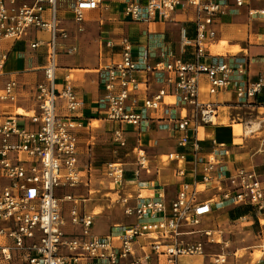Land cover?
Masks as SVG:
<instances>
[{"label":"built area","instance_id":"obj_1","mask_svg":"<svg viewBox=\"0 0 264 264\" xmlns=\"http://www.w3.org/2000/svg\"><path fill=\"white\" fill-rule=\"evenodd\" d=\"M126 1L129 20L152 21L158 16L171 20L182 10L195 24L194 38H188L182 29L180 54L169 44L139 46L125 36L108 41L107 47L119 50L121 59L102 66L100 72L103 106L107 118L116 123L112 142L128 147L129 137L136 140L132 149L136 178L150 166V152L141 143L146 122L160 112L159 120H167L177 134L176 145L183 151L169 153L166 159L174 164L175 177L180 179L175 182L176 197L168 202L165 190L159 187L149 194L138 190L135 197L125 198V214L134 221L98 236L92 232L95 214L81 212L78 198L68 194L64 200L72 203L71 220H66L55 189L83 183L79 140L73 131L77 126L74 113L82 102L70 75L58 86L59 55L70 33L60 24L58 0H0V101L15 100L20 85L11 77L1 88L2 77L11 74L5 71L11 50L2 42L27 41L32 51L47 47L32 108L0 120V172L9 180L0 187V264H81L84 259L87 264H145L153 254L164 255L167 264H178L181 256L207 255L206 247L214 242L222 247L213 264H225L229 250L224 242L216 241L214 230H185L184 222L197 226L216 209L251 206L255 222L264 225L260 174L254 167L226 164L216 141L209 144L204 135V128L216 123L220 107L202 93L211 96L235 88L238 104L246 105L264 90V74L250 77L247 60L233 57L228 61L209 51L217 35L214 25L228 2ZM102 3L75 0L72 20L80 31L87 12L100 9ZM244 4L245 0H236L237 6ZM260 14L264 15V6L251 11L252 16ZM187 46L195 48L193 61L182 59ZM76 49L64 50L70 54ZM59 99H64L62 107ZM125 173L122 162L108 164V176L115 184L124 181ZM211 187L219 194L200 197ZM131 199L135 204H129ZM69 224L80 232H67Z\"/></svg>","mask_w":264,"mask_h":264},{"label":"crops","instance_id":"obj_2","mask_svg":"<svg viewBox=\"0 0 264 264\" xmlns=\"http://www.w3.org/2000/svg\"><path fill=\"white\" fill-rule=\"evenodd\" d=\"M226 1L228 2V5L225 7V11L217 18V21L214 25L217 35L213 44L209 46V51L218 56H225L228 61L233 57L247 60L249 76L252 78H257L260 74H264V15L260 14L252 16L251 11L263 8L264 0H245V4L243 6H237L236 0ZM74 3L75 0H58L59 16L62 18L60 24L70 33V39L67 41L66 45L71 42V37L75 39L76 43H79V45L77 43L78 47L76 46L77 49L74 52L76 53L75 59H70L69 57L71 55L65 54L63 50L59 55L60 67L58 71V86L61 88L63 82L65 81V76L70 75L73 85L75 86L77 97L82 102L81 108L74 113L77 126L73 128V131L79 140V173L81 178L87 176L88 181L80 183L75 187L66 186L57 187L55 189L56 196L62 200L61 207L63 214L66 220L69 222L71 220L69 210L72 203L65 201L64 197L68 194H73L75 197L79 196L78 200L80 211L89 214V211L97 208L95 203L93 204V202L96 201V198L92 197L91 189V186L94 184V175H97L98 173L104 175L103 171H106L105 165L114 163V161L106 162L105 165H103L105 166L104 168L101 164L95 163V155L93 151L95 146L93 135L94 128L91 127V123L93 121H101V126L99 127L101 129L99 130L101 134H99L98 138L105 140L104 144H107V142H112L111 130L116 126V123L107 118V110L103 106L104 100L101 86V75L100 73L98 75L91 73L93 70H98L101 72L98 60L104 61L105 57H112L113 61L121 59L120 51L110 50L106 43L108 41H118L120 38L125 36L137 43L139 46L145 45L147 43L152 45L169 44L173 47V49L176 50L178 54H180L181 44H178L175 41V35L177 34L176 32L178 27L181 29H186V36L188 38H194L196 35L195 24L190 22L186 11L178 10L171 20H167L158 16L152 21L137 22L129 20L126 17L125 12L128 5L126 0H103L100 9L87 12V19L82 25L84 29L83 32L85 34L90 32L89 34H97V37L100 35L98 38H102V41L97 40L94 45H91L89 50L91 56L95 54L97 49L99 50L98 57L96 58L98 60L95 61L94 59L93 61H87L82 55L81 41L79 37L75 36L79 29V25L72 20V9ZM47 15L49 18V12ZM95 23H98L100 26L97 27L94 25ZM188 25L193 26L192 37L188 36ZM34 34L36 35V32ZM38 36L41 37V34ZM44 36L47 37L46 34H44ZM19 43H24L26 44V47H28L27 41H20L16 44H14L13 41L12 46H8L9 50H11V57L7 62L5 71L11 74H6L4 77H2L1 88L4 87L5 83L11 77L16 78L20 85L17 89V97L15 100L6 102L0 101V106L7 103L12 105V108L11 106L10 108L7 107V111L9 110V112L5 113L4 115L0 114V120H2V118L7 115L14 114L15 111L13 112V108L14 110L16 108H23L26 112L32 108V97L33 91L35 90V84L42 76L41 69L45 63V53L47 50L46 45L40 47L36 51H32L30 57H27V55L20 57L17 53L20 51L19 49L16 51L18 58H12L15 50L18 48L17 46ZM3 46L6 47V45ZM237 46H241L239 50H237ZM187 47L193 49L192 58L194 60V47ZM255 51H257V54H254ZM39 60L41 61L40 63L38 62ZM81 70L87 72L88 81L84 80L82 77ZM168 74L169 73H166V75ZM89 86L96 90V96L94 98H92L91 93L88 90ZM202 97L207 100L211 99L212 101H215L218 103L220 108H230L228 114L230 116L229 119L231 122L221 123L217 122L216 120L214 125L204 128V135L207 137L206 141L209 144L212 143V141H216L217 151L223 155L222 157L226 164H229L230 166L237 165L255 167L259 172L261 179L264 181V148H255L253 150L250 148V154H248L249 156L247 161H243L240 158V155H243L242 152L247 150L248 141L245 137V133L241 135H237L235 133V125H242L243 127L244 120L247 121L251 119L252 121H261L264 119V90L257 96L255 100H251V102L249 101L252 104L246 105L238 104L240 102L236 97L235 88H232L227 92L220 91L219 93L211 96L207 93H202ZM0 111H2L1 108ZM61 112L66 114V112L63 110ZM219 116L220 112L217 117L218 119ZM156 117V119L146 122L147 126L144 127L141 138V143L148 149L151 155L149 169L141 170L139 177L136 178L134 175L137 169L136 156L134 153L127 151L124 157L126 169L124 181L121 185L114 184L112 180L110 181V187L121 194L119 196L118 203H120V200H122L125 195H127V197H135L138 190H142L145 194H149L154 187L163 188L165 190L168 202L172 201L176 197L178 186L175 184V182L180 179L175 177L174 165L170 161L164 160L163 157L176 150L183 151V149L181 147H177V134L170 128L169 122L167 120H159L161 118L160 112L156 115ZM239 117H243V119L239 120ZM261 127L262 130L258 134L260 136L258 140L262 139L261 141L264 143V125L261 124ZM219 128H226L231 131V134L227 136H219L217 134ZM150 132H156L157 135L147 138V134H151ZM244 137L246 138V144L232 143V140L240 138L242 139ZM135 144L136 140L129 137V146L120 147L132 151ZM206 150L212 151L213 149L207 148ZM115 151L119 150L115 149ZM8 184L9 180L0 172V187L6 186ZM81 189L85 190L86 196L84 195L85 193H80ZM90 199L92 200L88 202ZM66 203H68V206H64ZM129 204H135V201L131 199L129 200ZM121 207L125 216V225L132 223L134 219L125 214L123 205ZM243 207L247 208L251 206ZM243 207L241 209H243ZM226 208L228 211L227 215L233 223L237 224L239 221L245 219L246 222L243 223L242 227H246L248 230L251 229L254 234L258 235V237H261L262 240H264V225L260 226L255 222V212H250L249 214L245 215L241 214L240 217L232 219L230 212L234 208L223 207L224 210ZM112 227L114 228L115 226L114 220L110 215L104 214L101 218H97V215L95 214L94 224L92 227V232L95 235H109L115 231L111 230ZM184 229L187 230L189 227H184ZM255 230L258 232H255ZM66 231L69 233L80 232L79 229L71 226L70 224L67 226ZM217 232L223 234V232H221L219 229H217ZM254 246H250L248 248L251 249ZM210 248L211 246L209 245L206 247V251L208 252L207 255L196 256L197 259H195L194 264H208L207 259H201L200 257H207L210 255ZM261 252L262 256H260L257 260H254L252 264H264V247L261 249ZM87 263L88 261L86 259L82 260L81 262V264ZM145 264H167V258L164 255L153 254L152 259L147 261Z\"/></svg>","mask_w":264,"mask_h":264},{"label":"rangeland","instance_id":"obj_3","mask_svg":"<svg viewBox=\"0 0 264 264\" xmlns=\"http://www.w3.org/2000/svg\"><path fill=\"white\" fill-rule=\"evenodd\" d=\"M94 25H96L97 27L100 26L98 23H95ZM187 28L189 29L188 36L192 37L193 36L192 35L193 26L188 25ZM99 31H102V30H99ZM89 33L85 34L83 31H80L78 29L75 36L79 37V39L81 41L83 57L86 58L87 61H93L94 59H95V61H97L98 59H96V58L98 57L99 50L97 49L95 51V54H93L92 56H91L89 50H90L91 45H94V43H96L97 40L102 41V38H98L100 35H98V37H97V34H89ZM176 33L177 34L175 35V41L178 44H181V40L183 37L182 29L178 27V30ZM12 43H13V41H11V40H7V41L2 42V44L6 45V47H8L9 45H10L9 47H11ZM16 43H18V42L15 41L14 44H16ZM77 43L75 42V39L73 37H71V42L68 43L67 45L65 44L63 46V48L67 49L70 47H76ZM27 44H28V47H26V44H24V43L23 44L19 43L17 46L18 48L15 50V53L17 50L20 49V51L17 52L20 57H24V55H27V57H30V55L32 54V50H31L30 44L29 43H27ZM78 45H79V43H78ZM237 47H241V46H237ZM64 49H63V52L65 54H67ZM88 52H89V54H88ZM71 54L72 53H70V55ZM85 55H87V56H85ZM75 57H76V53H73L69 58L75 59ZM104 57H105V55H104ZM12 58H14V55ZM112 59H113L112 57H110V58L105 57L104 61L98 60L99 64H100L99 65L100 68L102 66H105V65L109 64L110 62H112L113 61ZM38 62L40 63L41 61L39 60ZM96 68H98V67H96ZM100 71H101V69H100ZM91 73L98 75L100 72L98 70H93V71H91ZM10 106L12 108V105L8 104V103L1 105L0 108L2 109V111H0V114L4 115L5 113L9 112V110L7 111V109H8L7 107L10 108ZM12 110L14 112L17 110V108L15 110L13 108ZM14 113H16V112H14ZM252 122L254 124H258V127L249 133L243 132L246 134L245 137L247 138V141H248L247 150H244L242 152L243 155H240V158L243 161H245V160L247 161V158L249 156L248 154H250V151H249L250 148H251V150H253L255 148H257V149L264 148V143H262L263 141H261L262 139L258 140V138L260 137L258 134L261 132L262 127L258 123V120L256 122L255 121H252ZM253 123L247 124V125L253 126L254 125ZM245 124L246 123H244V126H245ZM100 126H101V124L98 126V128ZM98 128L94 129V134H93L94 135V142H95V146L93 149L94 155H95L94 156L95 163H99L102 166L105 165V163L109 162V161L122 162L124 164L125 154L127 153V151L128 152H132V151L121 148L118 143L107 142V144H104L105 140L98 138L99 134H101V132L99 131L101 129L100 128L98 129ZM97 132H100V133H97ZM217 134L219 136H227V135L231 134V131H229L226 128H219L217 131ZM154 136H156V135L147 134V138L154 137ZM245 137L242 138V142L239 141V142H241V144H243V143L246 144V141H245L246 138ZM96 138H98V139H96ZM115 149L119 150V151H115ZM119 158H121V159H119ZM163 159L166 160V156L163 157ZM105 166H106V171H103V169H102L104 175H101L99 173L97 175H94V180H93L94 184H93V186H91L92 187L91 189H92V197L96 198V201L93 202V204L95 203L97 208L96 209L94 208L93 210L89 211V214H96L95 212L97 211V212H99L96 214L97 218L98 217L101 218L104 214L110 215L114 220V226H115L114 228L112 227L111 230L112 231L115 230V232H116L118 230H121L122 227L125 226V218H124L125 216L123 214V209L121 207L122 205L120 203H118L119 196L121 194L119 192L113 190L112 187H110V181L112 179L108 176V165H105ZM105 166H103V168ZM124 168H125V164H124ZM125 175H126V173H125ZM80 180L82 182L83 181L85 182L88 179L86 176L84 178L80 177ZM113 183H114V181H113ZM80 193L81 194L85 193V190L81 189ZM218 194H219L218 189L216 187L215 188L211 187V189L209 191L204 189L202 191V193L200 194V197H203V198L204 197H211L213 195H218ZM84 195L86 196V193ZM78 197L79 196H77V198ZM110 199L113 202H110ZM114 205H116V207H118V209H119L118 213L113 211ZM64 206H68V203L64 204ZM227 212H228L227 208L225 210L223 208L222 209H216L210 215L211 217L209 219H206L205 222H202L201 224L194 226L191 229H193V230H205V229L214 230L213 234H214L216 241H220V243L224 242L223 245H227L228 250H229L230 255L228 256V258H227L228 260L225 264H252L254 260H257L259 258V255L262 256L261 249H263V247H264V240H262L261 237H258V235L254 234L251 231V229L248 230L246 227H244V228L242 227L243 223L246 222L245 219H243L244 221L243 220L239 221L237 224L233 223L232 220L227 215ZM225 215H227V217L224 219L225 221H222V218H224ZM251 220H253V219H251ZM239 223L241 224V226L237 230V225L239 226ZM217 229L222 231L223 234L218 233ZM255 232H258V231L255 230ZM258 242H260V244L257 247L256 244ZM216 244L217 243L214 242L212 245H209V246H211V248L209 250L210 255H208L207 257H200L201 259H207L208 264H213L214 255L222 247V246H220V245L218 246ZM250 246H254V247L249 249L248 247H250ZM195 259H197L196 256H181L178 259V264H194Z\"/></svg>","mask_w":264,"mask_h":264},{"label":"bare ground","instance_id":"obj_4","mask_svg":"<svg viewBox=\"0 0 264 264\" xmlns=\"http://www.w3.org/2000/svg\"><path fill=\"white\" fill-rule=\"evenodd\" d=\"M239 48L240 47H238L237 48V50H239ZM74 52V51H73ZM257 51H255L254 52V54H257L256 53ZM73 54V53H72ZM71 54V55H72ZM18 58L17 57V54L16 53H14V58ZM81 72H82V77L84 78V80H86V81H88L87 80V72L86 71H83V70H81ZM88 90L90 91V93H91V96H92V98H94L95 96H96V90L95 89H93L92 87H88ZM8 101H10V100H8ZM6 102V101H5ZM58 103H59V107L61 106L62 107V104L61 103H65L64 102V99H59L58 100ZM229 109L230 108H227V107H221L220 108V116H219V119L217 118L216 120H217V122H221V123H229V122H231V120L229 119V114H228V111H229ZM238 109V108H237ZM16 114H24V113H26V111L23 109V108H18L16 111ZM6 117V116H5ZM5 117H3V118H5ZM2 118V119H3ZM239 120L240 119H243V117L242 118H238ZM264 120V119H263ZM263 120H261V121H259L258 120V123L260 124H263L262 122H263ZM257 121V120H256ZM255 121V122H256ZM244 123H246L245 124V126L244 127H242V125H235V133L237 134V135H241L243 132H245V133H249V132H251V131H253V130H255L257 127H258V124H254L253 122H252V120L251 119H249V120H244L243 121ZM254 124L253 126H251V125H247V124ZM101 124V121H93L92 123H91V127H93L94 129H97L98 128V126ZM260 124V125H261ZM264 125V124H263ZM152 135H157L156 134V132H150ZM125 136H126V134H125ZM239 141H241L242 142V139L240 138V139H235V140H232V143H241V142H239ZM219 142V141H218ZM221 143V142H220ZM168 155V154H167ZM167 155H166V159H167ZM171 162V161H170ZM172 163V162H171ZM173 164V163H172ZM174 165V164H173ZM88 181V180H87ZM87 181H85V182H87ZM84 182V181H83ZM108 185V184H107ZM129 196V195H128ZM127 197V195H125L124 196V200L122 199V200H120V204H121V202H122V205H123V208H124V210H126V207H127V205L125 204V198ZM92 199H90V200H88V202H90ZM118 201V200H117ZM116 201V202H117ZM110 202H113L111 199H110ZM115 203V202H114ZM113 211L114 212H116V213H118L119 212V209H118V207H116V205H114L113 206ZM125 212V211H124ZM96 214L97 213H99V212H95ZM211 216L210 215H208V216H206V217H204L201 221H200V224L202 223V222H205V220L206 219H209ZM227 217V215H225V217L224 218H222V221H225L224 219ZM133 219H134V217H132ZM199 225V224H198ZM184 226L185 227H193L194 225H190L189 223H187L186 221L184 222ZM241 226V224L239 223V226H237V230L239 229V227ZM222 232V231H221ZM260 244V242H258L256 245H257V247H258V245ZM259 257H260V255H259Z\"/></svg>","mask_w":264,"mask_h":264},{"label":"trees","instance_id":"obj_5","mask_svg":"<svg viewBox=\"0 0 264 264\" xmlns=\"http://www.w3.org/2000/svg\"><path fill=\"white\" fill-rule=\"evenodd\" d=\"M190 56H191V58H190ZM192 57H193V49L187 47V49L185 50V53L182 55V59L185 62H189V61H192L193 60ZM241 208L242 207L232 209V211L230 212V216H231L232 219H236V218L240 217L241 214H244L245 215V214H249L250 212L251 213L254 212V209L252 207H247V208H244L243 207V209H241Z\"/></svg>","mask_w":264,"mask_h":264}]
</instances>
